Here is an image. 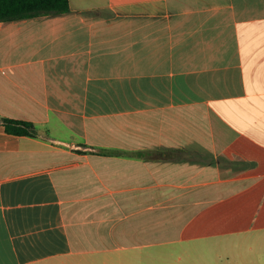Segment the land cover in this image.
Here are the masks:
<instances>
[{
	"label": "crops",
	"instance_id": "obj_1",
	"mask_svg": "<svg viewBox=\"0 0 264 264\" xmlns=\"http://www.w3.org/2000/svg\"><path fill=\"white\" fill-rule=\"evenodd\" d=\"M0 21V264H264V0H69Z\"/></svg>",
	"mask_w": 264,
	"mask_h": 264
},
{
	"label": "trees",
	"instance_id": "obj_2",
	"mask_svg": "<svg viewBox=\"0 0 264 264\" xmlns=\"http://www.w3.org/2000/svg\"><path fill=\"white\" fill-rule=\"evenodd\" d=\"M69 11V0H0V21L63 14ZM0 120L8 133L18 135L36 133L34 123L31 121L9 117H1Z\"/></svg>",
	"mask_w": 264,
	"mask_h": 264
},
{
	"label": "bare ground",
	"instance_id": "obj_3",
	"mask_svg": "<svg viewBox=\"0 0 264 264\" xmlns=\"http://www.w3.org/2000/svg\"><path fill=\"white\" fill-rule=\"evenodd\" d=\"M50 14V13H49Z\"/></svg>",
	"mask_w": 264,
	"mask_h": 264
}]
</instances>
